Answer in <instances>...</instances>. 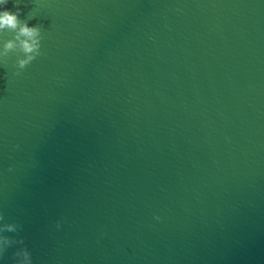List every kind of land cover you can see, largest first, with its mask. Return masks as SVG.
I'll return each instance as SVG.
<instances>
[{"label": "water", "instance_id": "obj_1", "mask_svg": "<svg viewBox=\"0 0 264 264\" xmlns=\"http://www.w3.org/2000/svg\"><path fill=\"white\" fill-rule=\"evenodd\" d=\"M14 4L44 55L0 30V251L264 264V0Z\"/></svg>", "mask_w": 264, "mask_h": 264}, {"label": "clouds", "instance_id": "obj_2", "mask_svg": "<svg viewBox=\"0 0 264 264\" xmlns=\"http://www.w3.org/2000/svg\"><path fill=\"white\" fill-rule=\"evenodd\" d=\"M9 4V0H0V6H2V10H0V30L2 29H17L19 27V35L25 37L22 41V50L26 55V58L21 59L18 62L16 75L19 76L23 70H25L33 61H35L38 57L44 55L42 51V45L35 42L36 38L41 34V26L35 25L29 27L27 22H24L21 26L20 16L23 11L22 8L16 7L15 4V12L12 9H9L7 5ZM29 18H34L29 16ZM32 41V42H30ZM8 49L13 47V44L9 42L6 46ZM6 63V62H5ZM0 219H3V216L0 215ZM159 219V217H157ZM57 227H60V223L58 222ZM19 239L21 244H24L22 238H17L16 236H12L9 238V248L7 250L0 251V259H2L5 253L8 252L9 249L15 247L13 241ZM20 252L15 247V251L12 254L13 264H15L16 257L19 256ZM24 255L29 258L30 264H33L32 254L29 251L26 244H24Z\"/></svg>", "mask_w": 264, "mask_h": 264}]
</instances>
